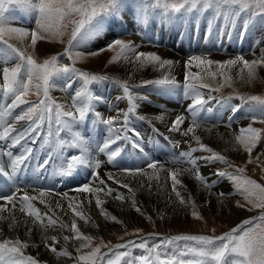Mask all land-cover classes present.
Wrapping results in <instances>:
<instances>
[{
	"label": "snow or ice",
	"instance_id": "obj_1",
	"mask_svg": "<svg viewBox=\"0 0 264 264\" xmlns=\"http://www.w3.org/2000/svg\"><path fill=\"white\" fill-rule=\"evenodd\" d=\"M12 4L21 5L25 10L34 13V29H21L6 24L5 14L9 11V6ZM148 7L161 9L160 15L168 18L169 22H171L172 17L177 14H182L181 19L176 21L178 24H182L183 18L193 12L202 15L204 12L212 10L214 15L209 20V34L212 29V20L219 19L220 17H222L225 27L234 24L242 13H248L249 19H254L259 16L261 23H264V0H0V43L6 45L10 53L18 58V62L14 66H5L0 70L2 71L3 80L2 85H0V91L3 92L5 98L11 97V104L8 106L10 109L29 104V101L25 98L30 94L37 96L38 102L30 104L21 115L16 117V120H28L32 122L29 129H27L28 132L35 131L40 126V123L47 118L50 125L49 135L51 136V124L53 123L54 117V122L57 125L55 133L57 137H59L61 131H67L72 134L73 138L69 146L78 148L80 154L70 156L66 162V166L59 169V174L61 176H71L77 168H93V172L90 174V179L93 183H83L75 188L76 192L92 194L105 190L108 194L112 192V189H104L96 186L97 183L99 185L105 184V181L95 171V169L101 166V162L99 160L93 162L90 159L88 155V139L81 134L80 130L76 129V125H83L88 122L87 118L90 115L94 116L96 120L92 123L98 122L105 125L110 133L108 138L103 140L97 150L107 155L109 163L115 162L121 153L119 147L110 150V146L121 139L120 129L116 127L119 121L117 117L104 118L96 110V103L102 101L103 97L96 95L90 88V85L108 81L110 77L77 69L75 64L84 57L83 53L76 51V48L98 36L106 25H114L117 18H123L122 13L125 10L128 15H135L138 23H147ZM68 25H72L70 31H68ZM247 26V21H245V29ZM109 30L111 29L109 28ZM65 35L68 37L66 41L64 40ZM5 37H8V39H5ZM9 39H16L21 43H25V47H17L9 43ZM38 41L64 43L65 48L61 55L67 57L71 63H61L59 55H52L42 62H39L35 58V49ZM28 48H31L33 51L29 53L27 51ZM0 51L3 50L0 49ZM102 51L115 52V55L109 63H117L120 60H124L133 65L139 64L141 68L147 64L159 66L160 68L173 64V61L163 60L158 55L138 52L131 42H126L121 38H113L106 47L98 48L91 55H99ZM4 63L7 64V60ZM213 64L220 70V76L222 77V82L218 87L212 88L211 85L204 82V78L199 73H188L185 75V82L182 87L184 97L192 101L187 109L191 114V126L183 130L182 135L188 136L191 133L192 139L199 145V149L209 154L202 156L201 159L208 162L223 163L226 168L234 167L229 164L226 157L201 143L200 137L195 135V129L200 127L199 114L201 111L206 110L205 104L207 103L201 89L210 88L212 91H219L222 87H230L232 77L226 75L225 70H231L237 65L241 66L239 68L241 79H246L249 83L255 81L258 77V69L264 68V56L247 60L243 55H237L235 58L226 61H212L197 55L189 58L186 68L192 65L197 67L207 65L211 67ZM245 73L246 76L244 75ZM61 75L69 77L65 84L66 88H71L75 82L72 77L81 81V86L72 96L70 108H66L65 105L57 103L50 96V91L54 87V78ZM207 75L216 79L217 74L215 72H208ZM113 82L119 85L123 93V98L128 102L126 111L121 113L120 110H117V116L122 114L123 123L127 124L129 116L137 113L139 105L126 81L113 80ZM146 83H153L169 90L179 87L175 78L171 76H164L161 79L147 81ZM117 99L119 100L121 97L118 96ZM240 99L255 102L250 115L246 117L250 123L247 127L241 128L239 135L235 136L237 143L249 154V162H251L252 151L261 138L262 132H264V129L252 126L255 123L264 124V97L253 95L240 97ZM237 110L234 108L233 112ZM185 119L186 117L184 115H177L169 130L181 132V125L184 124ZM13 130L14 128L11 125L0 127V140L8 139ZM22 138V134L12 137V144H19ZM64 143L65 141L60 140L57 147H63ZM195 151L197 149L193 148L189 152L181 154L189 158V162L193 167L196 166V160L192 159V153ZM30 154L31 150L29 149L26 150L25 154L14 157L11 160L12 172H15L18 166L22 165ZM48 162L46 159L41 167H47ZM147 167L154 170L153 176H150L149 179L155 178L159 180L157 162H150L147 164ZM125 171L130 173L143 172L142 169H125ZM185 171H191V169H185ZM244 171L243 167H236L233 173L218 169L214 175L227 179L233 184L237 194L243 197L244 202L238 201V207L250 205L251 207L248 208L249 211L255 208L264 210V185L258 184L255 180L244 176ZM262 172H264V168H262ZM0 173L7 174L3 167H0ZM178 174L179 169L170 172L172 191L175 193L179 203L184 205L188 202L177 189V185L183 186ZM194 175L198 182L206 188H211V185L208 184V181L200 174L198 169ZM108 179L119 183L112 174L108 175ZM122 186L128 187V185ZM50 194L46 190H38V195H29L25 192L23 196L18 197L13 193L7 196H0V199L8 203H13V201L18 200L20 202V212L33 217L34 222H43L47 214H41L39 209L33 205L32 201L39 199L40 203L44 204L46 203L44 197ZM217 195L224 197L225 194L221 192ZM115 199L123 200V197L117 195ZM102 204L103 201L97 195L96 206L100 208L101 215L118 224L122 223L116 216H110L102 208ZM13 207H15L14 204ZM68 207L73 210L75 216H78L86 223L88 222V217L79 211L78 207H74L72 203H69ZM192 209L193 218L197 220L202 219L199 212L195 210L194 203L192 204ZM5 211V207H0V213ZM136 211L140 212L141 209L136 207ZM0 219H4V217L0 216ZM148 219L151 218L148 217ZM16 222V217L12 216V225L10 227L14 226ZM55 223V220L50 217L48 218V224ZM60 227L67 228V225L61 224ZM28 231L31 233L30 228ZM71 231L74 233V237L64 236L63 239L65 242L70 239L84 241L77 248L78 253L81 249L91 246L93 237L84 235L77 227L75 221L71 224ZM51 240L53 244L45 245L50 251L58 256H70V253L66 250L57 252L54 246L57 242L56 237H51ZM178 241H191L195 242V244H186L183 248L172 249L171 251L165 247V245H172ZM129 245L144 251L141 255L131 257V259L126 261V264H264V211L257 217L244 220L241 225L233 228L223 236L180 235L168 238L165 245L161 246L149 247L145 242L136 244L134 241H129L127 244H120L115 247L128 248ZM29 246L27 241H21L19 238L0 239V262L2 264H39V261L34 257L25 255L24 250ZM105 255L101 254V248L97 246L87 254L78 255L75 259L80 264H98V261H102L103 264H120L122 257H129L131 254L125 251L115 254L114 257H110L106 261L104 260ZM185 256H191L194 259L185 260L183 259Z\"/></svg>",
	"mask_w": 264,
	"mask_h": 264
},
{
	"label": "bare ground",
	"instance_id": "obj_2",
	"mask_svg": "<svg viewBox=\"0 0 264 264\" xmlns=\"http://www.w3.org/2000/svg\"><path fill=\"white\" fill-rule=\"evenodd\" d=\"M198 17L206 19L205 16L202 17L198 15ZM185 21H188L187 26H189L190 20L187 18H183V24L181 25V28L183 27ZM113 26L119 30H121L124 27V25L122 27L121 25L115 26V24ZM143 27L144 25H137L135 27V30H133L132 32L136 33L137 31L142 30ZM238 33L239 35L237 33L236 34L234 33L235 42L234 43L231 42L227 47L229 52L239 49L236 43H237L238 37H240L242 33L241 32H238ZM110 34L111 32L107 33L103 31V34L101 35L103 36V38L100 39V42H103L105 38H109ZM158 34L162 40L170 41L168 43L172 44L171 46L173 47L174 46L173 44L176 42V39H177L176 37L178 33L176 31L175 33L172 34L174 37L175 36L176 37L174 39H169L166 37L165 32L160 33L159 31L156 30V28L153 27V33L151 34L152 37L155 38L158 36ZM244 34H245L244 36H249L251 33L247 30V32ZM241 38H242V42H240L239 44L242 45L241 47H243L245 40H244V37H241ZM100 42H97L95 44L97 45ZM261 43H264V38L261 39ZM62 45L63 43H60L59 45L52 43V44H47V47H52L55 51H58L60 50ZM136 50L139 51L142 49L136 48ZM262 50L264 52V46L262 47ZM184 53H185V56H187L189 54V50L187 49ZM160 58L163 60L173 61V64L171 66L166 65L163 68L149 64L148 69H147L146 68L147 65L141 68L139 64L133 65L130 62L120 60L119 62L114 63L113 65H110V67L108 68V71L115 74L116 76H119L122 80H125V81L133 80L135 78L136 79L140 78L144 74L152 78H155L156 76L163 75V74L175 78V81L178 83L177 85H179V87H176L175 90H173L174 92L170 100H169V97L165 96V90L163 93L155 91L156 95L155 93L152 94V92L150 91H147L146 93L139 92V95L138 94L137 95L141 97V99L139 97L138 98L140 100H138V98L136 99L139 105L137 109V113L135 115H130L127 121L129 122V120L132 121L136 118H140L141 121L145 122L147 120L149 121V123H153L156 131H158V129L159 131L161 130L160 132L162 133V138L160 137L157 138V144L159 145V143H162L160 154L163 157L166 153H168L170 148H172L171 146L172 143L176 144L178 141H180L178 140L180 139V136L177 134L178 132H175L174 134V136L176 137L175 140H171L168 138V136H170L169 129L172 125L173 120H175L173 106L176 105V103L180 100V97H182L181 95H179V97L177 96V93L179 92L180 94V92H182L183 90V88L180 86L179 83L183 81V77L184 75H186L185 73H189L192 70L198 73L202 67L200 66L197 67L195 65H192V66H189L187 70L183 67V64L181 62L183 61L182 58L172 55V54H164L163 57H160ZM0 59H1L0 63L1 61H3L4 63L5 60L11 63V62H14L15 58L13 56H6V58L4 59L2 56ZM95 59L94 58L89 59L92 62L86 65L87 68H90V69L94 68V70H100L102 68L101 66L108 58L106 59V56H104L101 59L99 57L96 60ZM223 59L215 58L213 59V61H223ZM93 63L95 65H92ZM240 67H241L240 65H237L235 68L231 69L232 71L230 73L226 75H230L232 79H234L233 81L237 83L238 88L241 90L251 91V88L252 89L260 88L259 82L249 83L246 81V79H241V74L239 73ZM210 68H211V72H214L215 70L218 69L215 64H213ZM260 70L262 71L264 75V68H260ZM107 87L108 86H106V88L101 87V86L97 88L91 87V89H93V91L96 92L97 95L103 97L102 101L96 103L95 105L96 110L99 111V108H105V107H109L111 105L117 104L116 106H119V107L113 110L114 114L112 116L117 117V119L119 120H123L122 114L120 116H117V110H120V112L122 113L125 109L120 108L121 107L120 105H122L121 102H118L120 100H117V101L114 100V99H117L118 96L119 97L122 96L123 93L121 90L117 92L116 88L110 87V89L109 88L107 89ZM67 90L69 91L70 95L73 96L75 91L78 89L73 88V84H72V87L67 88ZM108 91H109V97L105 99V93L102 94L101 92H108ZM1 92L2 91H0V101H4L5 97H3V93ZM133 94H134V97L136 98L135 93ZM64 96L65 97H63V102H64L63 105H65L66 108H70L71 101L69 103L65 102L64 99L66 98V95ZM59 99H62V97H60ZM175 99L177 100L176 103L173 102L175 101ZM207 102L208 103H206L205 105L206 110L201 111V113L203 112V114H206L205 116L206 119L216 118L218 121H220V118H224L222 105L215 107L214 104H216V102L215 103L214 102L212 103L209 101ZM182 103L185 106L184 107L185 110L182 114L185 117H190L191 115L187 114L188 111L186 110V108L189 107L192 101L190 99H187L186 101ZM217 105H220V102H218ZM234 108L238 110L233 112ZM251 109H252V106L241 108V107H238L237 104H235L233 107L228 108L226 112V116L227 118L232 117V119H229V122H232L231 123V128L233 129L232 131H230L229 129L223 128L222 126H219V125L206 123V124H200V127L195 129V135L199 136L201 143H203L207 147H210L211 149H217L221 152L223 150H227L230 153H234L233 154L234 156H238V157L240 156V158H242L243 160L245 156L240 152V150H243V149L235 140V136L239 135L240 129L244 127L243 124L244 123L245 125L247 124H246V121H244V119L240 120L238 123L237 121L240 116L242 117L243 115L249 116L251 113ZM219 111L222 112V115L221 113H219ZM6 112L11 114L7 120L4 117V113ZM19 114H20L19 110H15L14 112H11L10 108H8L5 112L0 111V127L11 125L14 128V130L11 132L8 139L0 140V167H3L5 169V172L7 173L6 175L3 173H0V175H2L7 181H10L9 185L6 186V188H4L5 185L0 184V196H5L9 194L11 195L14 192H16V195L18 197L23 196L25 192H27L29 195H38V190L48 191L51 187H53L54 189H51L50 191H54V192L44 197L46 201V203L44 204L40 203L39 199L32 201L33 205L39 209L41 214H47V216L43 220V221H47V224H41V223L38 224V221L34 222L33 217L27 216L25 213L20 212L19 211L20 202L18 200L13 201V203H8L7 201L0 199V207L6 208L5 212L0 213V216L4 217V219H0V239L19 238L21 241H27L30 246L24 250L25 255H30L34 257L35 259L40 261L41 264H68L71 261V259H64L59 256H56L57 254L50 251V249L46 247L45 245L53 244L51 237H56L57 242L55 243V245L62 244L61 246L62 248H64L65 246H69L73 250V248L77 244V240L70 239L69 241L65 242L63 239L64 236L74 235V233L71 231V224L73 223V221L76 222L77 227L79 229H83L87 232H90L93 230V232L107 233L110 230H113L115 228L116 224L114 221L110 219L105 220V217L103 215H102L103 218L100 216L101 210L100 208H97L96 206V196L97 195L103 201L102 208L110 215H113L114 212L115 213L123 212V211L127 212L125 206H123L122 204H124L125 200L129 199V197L126 198L122 195L130 196V198L134 196H139L140 198L145 199L158 207V210L152 214H155V215L163 214V218L170 219L169 220L170 222H172L173 220H176V221H179V223L186 224L188 227L196 228L197 222L191 221L189 219L186 209L183 208V205L179 203L175 193L172 191V183H169L170 181H172L170 172L175 171L177 169H179L178 175L183 185V186L179 185L177 189L181 192V195L184 198H185V195H192L194 199L196 200L197 204L199 205V207H201L204 214L207 215V217L208 216L212 217V215H215L217 218L225 217L227 220L228 218L230 220H233L234 218H237L243 215V212L241 210L231 205L232 201L228 202L225 199H220L218 197L217 194L221 193L220 191H224L225 193V191L227 190L226 182L224 180L222 181L221 179H217L216 177L214 178L211 177L212 180H214L215 182L217 181V184H215V188L206 190V188H203L204 185H202L201 183H198V181L195 179L194 171L197 168H199V165L196 164L194 170H192L193 165L186 166L187 163H190L189 159L187 161L185 160L186 161L185 167L184 166L180 167L182 166L181 164H178L177 166L172 167L175 164L174 161L172 160V158L174 157L172 158L170 157V163H160L159 165H157L158 166L157 174L159 176V180L155 178H152L150 180L149 177L153 176L154 170L148 167L145 169H142L144 168L143 164H145V162L141 164L136 163V167L141 166L140 169L143 170L142 173L141 172L130 173L128 171H125V168H117L113 165V163H109L107 157L105 159L103 158V156H99V155L95 156V154L97 153V148L94 144L95 134H96V129H94L95 123L89 125L93 127V130H90L89 128L81 129L78 125H76L75 127L76 128L78 127L77 130H80L81 134L87 137L88 139V148H89L88 155L90 159L93 162L96 160H99L101 162V166L98 169H95V171L99 174L100 178H102L105 181V184L104 185L96 184V186L104 188V189H109V188L112 189V191L117 192V194L123 197V200L115 199L117 195L111 196L108 193L106 194V193L99 192L96 194H92V193L76 192L75 188L82 185L83 183L85 182H89L90 184L93 183V181H91L90 179V174H91L90 172L93 171V168H88V167L77 168L82 171L84 170V173H86V175L81 180L76 181L73 184H71L69 189L56 190L55 186L59 184L58 182H54V180L51 179V181L46 182L44 180L43 183H41L39 177L37 179V174L41 175L45 173L49 177L58 176L59 169L63 166H66V162L68 161V158L72 155L80 154V150L78 148L69 146V143L73 138L72 134L67 131H62L64 133V136L60 140L65 141L64 146L66 147V150L65 151L56 150L54 155H50L48 153L49 149H45L46 138L43 137L44 140L42 139V141L39 139L35 141L34 135L30 134L27 131V129H29L30 127V126L28 127L27 125L28 122L26 120H16V117L19 116ZM213 115H215V117H213ZM88 121H90L91 123L94 121L92 115L88 117ZM136 125L138 124L136 123ZM190 126L191 124H189V122H187V119H185L184 124L181 125V131L186 130ZM126 127H124V130L120 129V127L118 128L120 129V134L124 132L129 134V130L125 129ZM151 128L152 127H148V130L146 132L151 130ZM164 132L165 134L163 135ZM150 133L151 132H149L148 134ZM21 134L23 135V138L21 139L20 143L13 145L12 137H15ZM91 134H93L92 139L90 138ZM189 135L190 137H192L191 133ZM191 139L192 138L186 140L185 144L187 146H192L194 143H196L195 140H191ZM145 140L150 141V138H146ZM158 140L160 142H158ZM29 142L34 143L35 146H32L31 144H29ZM132 143H130V145ZM150 143L151 141L149 142V144ZM166 144H170V145L166 146ZM119 146L120 144L117 145V147ZM29 149L31 150V154L28 156L27 160H25L22 165L18 166L15 172H12L11 160L16 156L25 154L26 150H29ZM165 149H167L168 151L167 150L165 151ZM69 150H73V152ZM172 152H174V149L170 151V153ZM9 153H11V155H9ZM140 153H141V150H140ZM170 153L168 155H170ZM141 155H143V157L145 156L146 158L145 154H139L138 157L142 158L140 157ZM263 155L264 153L262 155L259 154L258 156L252 157V161L260 160L263 157ZM257 157H259V159H257ZM165 158L166 157L161 158L160 162H162V160ZM46 159L49 161L48 166L41 167V165ZM166 159H169V158H166ZM36 162L38 163L37 165L35 164ZM26 166H28V170L32 172L34 177L28 178V176L31 174L27 173V171L25 170ZM127 168L135 169L131 167H127ZM223 168L225 169L224 165H221L220 169H223ZM185 169H191V171H185ZM198 170L200 174L209 173L210 171L208 168L206 169V167H203V166L200 167V169ZM109 174H112L116 178V180L119 181V183L108 179ZM137 174H140V175L138 176ZM212 175L213 174H211V176ZM20 178H24V180L26 181L20 182ZM12 180H15V183H16L15 186H11ZM69 182H71V177L69 179ZM211 183L212 182H210V184ZM122 185H128V187H123ZM129 189H131V191H129ZM69 203H72L74 207H78V210L83 212L84 215L88 217L87 223L84 220L80 219L78 216L74 215L73 210L68 207ZM13 204L15 205V207H13ZM227 209H229L230 213L235 214V217H231V215H228ZM12 216L16 217L17 222L14 226L10 227V225H12ZM49 217L55 220L56 223L48 224ZM106 221L109 222L108 227L106 225ZM61 224L67 225V228H61L60 227ZM158 224L160 225L159 227H163L161 229H167L166 226L170 225V223L168 222L163 223V220L159 221ZM29 228L31 229V233H29L28 231ZM66 248L68 249V247ZM0 264H2V262H0Z\"/></svg>",
	"mask_w": 264,
	"mask_h": 264
},
{
	"label": "rangeland",
	"instance_id": "obj_3",
	"mask_svg": "<svg viewBox=\"0 0 264 264\" xmlns=\"http://www.w3.org/2000/svg\"><path fill=\"white\" fill-rule=\"evenodd\" d=\"M18 12L22 15V17H23L22 20L17 19ZM147 12H148V22L145 24H141V23L137 22L135 15H128L127 11L125 10V12L122 13L123 18H117L115 21V26L121 25L123 27V25H124V27L121 30L115 28L113 25H106L103 31H105L107 33L111 32L109 38H105L103 42H100V39L103 38V36H101L103 34V31H102L95 38L79 45L76 48V51L83 53V57H84L82 60L78 61L75 64V67L77 69H79L81 71L93 73L96 75H100V76L110 77V80L104 81V82L94 83V84L90 85V88L91 87L97 88L99 86L106 88V86H108V87L116 88L117 92L119 90H121L119 85L114 83L113 80H119V81H125V80H122L119 76H116L115 74L108 71V68L110 67V65L114 64V63H109V61L115 55V52L114 51H102V52H100L99 55H91V53L95 52L98 48L106 47V45L108 43H110L113 38H121V39L125 40L126 42H131L135 48H137V49L141 48L142 49V50H139L138 52L142 51L144 53H152V54L158 55L159 57H163L164 54H172V55L181 57L183 60V61H181L183 64V67L188 70V67L186 68V64L190 58V54L185 56V53H183L182 55L179 56L176 53L169 52L166 48H164L162 46L145 43V41H143L140 36L135 35V33L133 34V32H132L133 30H135V27L137 25H144L143 29L140 31H144V29L148 25H151L152 27L156 28V30L159 32H160V30H162V32H165L166 34L168 31L173 34L176 31L179 32V30L181 29V25L183 23L178 24L176 22L177 20L181 19V17L174 16L171 18V22H169L168 18L162 17L160 15L161 9H159V8L156 9V8H152V7L149 8L148 7ZM205 13L208 15L207 19L210 20V17L213 15L212 10H208L200 16L204 17ZM5 16H6V24L8 26L21 28V29H34L35 28V15H34V13H31V12L25 10V8L21 5H16V4L10 5L9 11L5 14ZM187 16L189 18H191L192 21H190L189 26L186 27L185 33L189 34L190 38L192 39L194 36V31L192 30V27H195L193 20L198 18V14L193 12ZM108 19H111V18H108ZM162 20H163V22H162ZM245 21H247V25H248L246 29L244 27ZM206 22H207L206 19H203L204 25ZM221 23H222V27H225L223 24L222 17H221ZM204 25H201V27H200V30L198 33L199 36H203L205 34ZM237 25H240V28L243 31L242 37H244V40H245L243 47H241L239 49L240 53L237 51V52H235V56H234V55H232L231 52H229L228 48H227V50H228L227 52L221 53V54H217L220 52L219 50H217V51H213V50L206 51L207 49H213V42L215 43L216 39L211 38L212 42H209L205 48H203L205 46V43L202 44V42H200L199 39H196V41L192 42V43L195 44L196 48H198V49L203 48V51H206V52H204V53L196 52L194 55H191V57L200 55V56H203L204 58L210 59L212 61L215 58L216 59L217 58H221V59L224 58L223 61H226L228 59L235 58L237 55H243L245 57V59H247V60H252V59L258 58L260 56H264V52L262 50L264 43H261V39L264 38V23H261V18L259 16H257L254 19H249L248 13H242L236 19V22L234 24L230 25L229 40H233V41L235 40L234 38L231 39V33H232V29L234 28L233 32L235 34L236 33L238 34L239 29L237 28ZM71 27H72V25H68V31L71 30ZM112 27H114V28H112ZM228 27H225V28L227 29ZM109 28L111 30H109ZM247 30L251 34L249 36H244L245 35L244 31L246 33ZM152 33H149L148 35H151ZM158 36H159V34H158ZM67 38H68L67 35H65L64 40L66 41ZM5 39H8V37H5ZM160 41L164 42L167 45H172V44L168 43L170 41L162 40L161 37H160ZM182 41H184L183 38H182ZM97 42H100V43H98L96 45L95 43H97ZM9 43H12V44H14L20 48L25 47V45H24L25 43H21L20 41H18L16 39H9ZM52 43L57 44V45L60 44L59 42L38 41L36 49H35V58L39 62H42L44 59L49 58L52 55H59L61 63L70 64L71 61H69L67 59V57H64L61 55L63 53L64 48H65V44L63 43L60 50L55 51L52 47H47V44H52ZM183 47L187 48V45L184 44ZM0 49L3 50V51H0V58L2 56L4 59L6 58V56H13L15 58L14 62L10 63L7 61V64H5V63H3V61H1L0 70H2V68L5 66H8V67L14 66V64L18 62V58H16L14 56V54L10 53V50L7 49L6 45L0 43ZM27 51L29 53H31L33 50L31 48H28ZM104 56H106V59L107 58L108 59L103 63V65L101 66L102 68L100 70H94V68H91V69L87 68L86 65H88L92 62L89 59H91V58L97 59L98 57L101 59ZM92 65H95V64L93 63ZM148 65L149 64H147V66H146L147 69H148ZM200 67H202V68L201 69L199 68L200 70L198 73L200 74L201 77L204 78V82L211 85L212 88L218 87L219 84L222 82V77L220 76L219 69L214 71L217 75H216V79H213L210 75L206 74L208 72H211V68L209 66L201 65ZM233 68H235V67H233ZM231 71L232 70H230V71L225 70V73L228 74ZM189 73L195 74L196 72L194 70H192ZM185 74H188V73H185ZM244 75L246 76V73ZM164 76H167V75L163 74V75L156 76L155 78H152V77H149V76L144 74L140 78H137V79L135 78L133 80H128L126 82H127L128 86L130 87V89L132 90V92L135 93L136 99L139 97L138 96L139 92L146 93L147 91H150V92H152V94L155 93V95H156L155 91L163 93L165 90V96L169 97V100H170L172 97V94L174 92L173 90H175V88L169 90V89H166L164 87L157 86L153 83H146L147 81H154V80L161 79ZM68 79H69V77L61 75V76L55 77L53 80L54 87L50 91V96L57 103L64 104L63 97H65L64 95H66L67 99L66 98L64 99L65 102L69 103L71 101L70 103L72 104V96L70 95L69 91L65 87V84L68 81ZM72 79L75 81L73 83V88L78 89L81 86V81L75 79V77H72ZM233 80L234 79H232L230 81V83H231L230 87L229 86L222 87V88H220L219 91H212L210 88L201 89V92L204 95V98L206 99V101H209L212 103L213 102L214 103L220 102V105H217V106H221V105L223 106L222 110H223L224 118H220V121H218L216 118H210V119L207 118L206 119L205 118L206 114L200 113L199 114V122L201 121L200 124L208 123V124L219 125V126H222L223 128H226V129H229L230 131H232L233 130L231 128L232 122H229V119H232V117L227 118V116H226V112H227L228 108L233 107L235 104H237L238 107H241V108L242 107H249V106H253L255 103V102H249L246 100H242V99H240V97H249V96H253V95L264 97V75L260 69H258L257 79L255 81H253V82H259L260 88H257V89L251 88V91L241 90L238 88L237 83ZM184 81H185V75L183 77V81L181 83H179L181 87H182V83ZM2 83H3L2 71H0V85H2ZM1 93H3V92H1ZM101 93L102 94L105 93V99H107L109 97V91L108 92H101ZM111 93H112V91H111ZM181 93L182 92H180V94H179V92H178L177 96L178 97H179V95L182 96ZM95 94H96V92H95ZM41 95H42V93H41ZM215 95H216V97H219L220 100H218L216 97H213ZM3 97H4V95H3ZM60 97H62V99H59ZM120 97H121V99H119L120 101H118V102L122 103V105H120L121 106L120 108L127 110V108H128L127 100L125 98H123V95ZM139 98L141 99V97H139ZM139 98H138V100H140ZM25 99H27L29 101V104L20 105L19 107H16L14 109H10V111L14 112L15 110H19V113H20L19 115H21L27 109V107L30 106V104L38 102L37 96L32 95V94H30ZM117 100L118 99H116V101ZM186 100H187L186 98L180 97V100L177 103H176V101H177L176 99H175V101H173L174 103H176V105L173 106L175 118L177 115H183L182 113L185 110V108H184L185 106L183 105L182 102H184ZM239 101H243L242 105H239ZM1 102H2V104H1ZM0 104H1L0 105V111L5 112L9 108L8 106L11 104V97H7L4 99V101H0ZM116 105L117 104H114V105H111V106L105 107V108H99V111L104 118L113 117L112 116L114 114L113 110L119 107ZM214 106H215V104H214ZM217 106H215V107H217ZM187 109L188 108H186V110ZM219 113H221V115H222V112L219 111ZM187 114L189 115L190 113L187 112ZM10 115H11L10 113H7V112L4 113L5 119L7 120L10 117ZM213 117H215V115H213ZM246 117L247 116H244V115H243V117L240 116L238 118L237 123L240 120L244 119V121H246L247 125H245V123L244 124L242 123V124L244 125V127H247L248 124L250 123V121L248 119L246 120ZM186 119H187V122H189V124H191V116L186 117ZM26 121L28 122L27 125L29 127L32 124V122H30L28 120H26ZM118 121L120 123L118 122L116 124L117 128L120 127V129L124 130V127L127 126L125 129L129 130V135L133 134L135 138L137 137L138 139L139 138L142 139L141 145H142V148L145 150V152H150V149H151V146L147 145V143H149L150 141L145 140L146 138H150V140H151V133H156L157 138L158 137L162 138V133L160 132L161 130L159 131V129H158V131H156L154 128V124L149 123V121H147V120L144 122V121H141L140 118H136L132 121L129 120V122H127V125H125L123 123V120L118 119ZM88 122H89V125L93 124L90 121H88ZM136 123L139 126L136 125ZM252 126L259 128V129H264V124L255 123ZM148 127H152V128H151V130L146 132L148 130ZM56 128H57V125L55 124L54 117H53V123L51 124V131L56 132ZM49 129H50V125H49V122L46 118L43 122H41V124L39 126V133L43 132L44 134L49 135ZM149 132H151V133L148 134ZM182 132L183 131L177 133L180 136V139H178L180 141H178L176 144L172 143L171 144L172 148H170L169 151L167 149H165V151L167 150L168 153H166L163 157L169 158V159L165 158V160L167 162H170V157L171 158L175 157L177 145H179L178 151H180L182 148V151H181L182 153L189 152L193 148L197 149V151L192 153V159H195L196 164L199 165V168H197V169H200V167L203 166V167H206V169L208 168L210 170L209 173L201 174L209 182L208 184L211 185L210 189L215 188V184H217V181L215 182L214 180H212V178L216 177L217 179H221L222 181L224 180L227 184V190L225 191V193H224V191H220V192H223L225 194L224 197H220V196H218V197L220 199H225L228 202L232 201L231 205L234 206L235 208L241 210L243 212V215L241 214L242 216L234 218L233 220H230L229 218L227 220L225 217L224 218L223 217L217 218L215 215H212V217H209V216L207 217V215H205L204 212L202 211L201 207H199V205L197 204L194 197L192 195H185L184 199L188 203L184 204L183 208L186 209V212H187V215L189 216V219L191 221L197 222V227L191 228V227H188L184 223H179V221H176V220H173L172 222H170L169 221L170 219H168V218L164 219L163 218V214H161V215L152 214L158 210V207L156 205L152 204L151 202L140 198L139 196H134V197L130 198V196L122 195L126 198L129 197V199L125 200V203L122 204L123 206H125L128 213L124 212V211L113 213V215L116 216L122 223L118 224L115 222V224H116L115 228L113 230H110L107 233L93 232V230L90 232H87L83 229H79L84 235H89V236L93 237V241L91 243V246L89 248L81 249L80 252L78 253L77 248L79 247V245L81 243H84V241H78L77 240V244L73 248V250L69 246H65L64 248H62L61 247L62 244L54 245L57 249V252L66 250L67 252L70 253V256H59V257L64 258V259H71V261H70L71 263L69 262L68 264H80V262L77 259H75V257H77L80 254H87L88 252H90L95 247L100 246L101 254H106L104 256L105 261L110 257H114L115 254L128 251L131 255L129 257H122V259L120 261V264H126L127 260L131 259V257L143 254L144 250L137 248V247H132L131 245H129L128 248H117V247H115L116 245L127 244L129 241H134L136 244H139L141 242H145L149 247H155V246L165 245V242L168 238L180 236V235H205V236H212V237L223 236L224 234L229 233L233 228H236L237 226L241 225L244 220L257 217L258 215L261 214L262 211H264V210L259 209V208H255V209L249 211L248 208L251 207L250 205H248L246 207H238L237 202L239 201V202L243 203L244 202L243 197L240 196L239 194H237L235 187L227 179L221 178L219 176L217 177L216 175H214V173L218 169L221 171H227L229 173H233L234 169L236 167H243L245 170L243 173L244 176L255 180L258 184L264 185V172H262V168H264V155H263V157L261 156L262 158L260 160L249 162V154L247 152H245L244 150H240V152L245 156L244 159L242 160V158H240V156L239 157L234 156L233 155L234 153H230L227 150H223L221 152L217 149H213L215 152L226 157L229 164L234 166V167H227L226 168V166L223 163L208 162L204 159H201L202 156H207L209 154L204 152L203 150H200L199 145L197 143H194L192 146H187L185 144L186 140L190 139L192 137H190V135L184 136V135H182ZM108 133H109V131H106L105 135H108ZM239 133H240V131H239ZM164 134H165V132L163 133V135ZM169 134H170V136H168L169 139H171V140L176 139V137L174 136L175 132L170 131ZM43 137L46 138V136H42V137L40 136L39 140H41V141H42V139L44 140ZM49 140L52 144V147H54L56 145V140L52 137H49ZM191 140H193V139H191ZM158 142H160V141L158 140ZM30 143L31 142H29V144ZM168 145H170V144H166V146H168ZM160 146L162 147V143L159 144V147ZM110 148H111V146H110ZM173 149H174V152L170 153V151ZM62 150H64V151L66 150V147L64 145H63V147H61L60 151H62ZM156 150H157V148L155 145L154 152ZM169 153L171 156L168 155ZM263 153H264V132H262L261 138L259 139V141L257 142L256 146L254 147V149L252 151V157L258 156L259 154L262 155ZM102 154L99 155L98 153H96L95 156H97V155L103 156V158L106 159L107 155L105 153H102ZM122 155H123V151L121 149L120 156H122ZM130 155L135 157L134 154H132V153H130ZM120 156L118 157V160L115 162V164H113L114 166L121 164ZM196 156H197V158H196ZM140 157H143V155H141ZM144 158H145V156H144ZM178 158L179 157H176L175 159L177 160ZM175 159L172 158L173 161ZM188 159H189L188 157L181 155V161L179 164H181L182 166H180V167H183V166L185 167L186 161ZM158 160L160 161V159H158ZM158 160H154L155 162H157V165H159L160 163H163V162H159ZM148 163H150V162H147L146 164H148ZM35 164L37 165L38 163L36 162ZM175 164L172 167H175L178 165V164H176V165ZM187 165H192V164L187 163L186 166ZM221 165H224L225 169L224 168L220 169ZM194 168L195 167H193L192 170H194ZM142 169H145V168H142ZM195 171H194V173H195ZM211 174H213V175L211 176ZM137 175L139 176L140 174H137ZM210 182H212L213 184L212 183L210 184ZM169 183H172V181H170ZM198 183H200V182H198ZM178 186L179 185H177V187ZM203 188H206V187L203 186ZM210 189L206 188V190H210ZM101 192L107 194L106 190L101 191ZM109 195L112 196V195H119V194H117V192L112 191L111 194H109ZM133 201H134V203H133ZM193 203L195 204V210L197 212H199L200 216L202 217V219H200V220L194 219L192 216V210H193L192 204ZM136 207H139L141 209V211L137 212ZM227 214L231 215V217H235V214L230 213L229 209H227ZM100 216L103 218V216L101 214H100ZM110 216H112V215H110ZM148 217H150L151 219H148ZM105 220H106V218H105ZM162 220H163V223H167V222L170 223L169 226H166L167 229H161L163 227H159L160 225L158 224V222L162 221ZM40 223L41 224H47V221H43V222L38 221V224H40ZM106 225H107V227L109 226L108 221H106ZM137 230H139V231H137ZM69 237H74V235H71ZM71 240H74V239H71ZM186 244L187 245H194L195 242L178 241L172 245H165V247L167 248V250L171 251L172 249L183 248ZM66 247H68V249ZM161 250H163V249H161ZM56 256H58V255H56ZM183 259H185V260L194 259V257L185 256V257H183ZM39 264H41L40 261H39ZM98 264H103V262L98 261Z\"/></svg>",
	"mask_w": 264,
	"mask_h": 264
}]
</instances>
